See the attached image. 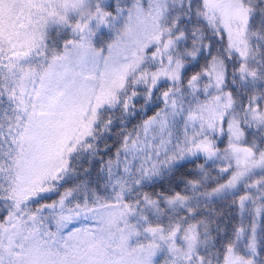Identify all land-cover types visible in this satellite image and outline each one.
<instances>
[{
  "label": "snow or ice",
  "instance_id": "snow-or-ice-1",
  "mask_svg": "<svg viewBox=\"0 0 264 264\" xmlns=\"http://www.w3.org/2000/svg\"><path fill=\"white\" fill-rule=\"evenodd\" d=\"M0 264H264V0H0Z\"/></svg>",
  "mask_w": 264,
  "mask_h": 264
}]
</instances>
